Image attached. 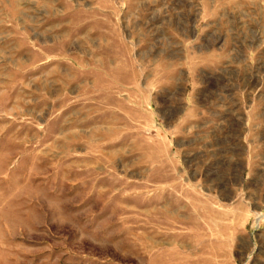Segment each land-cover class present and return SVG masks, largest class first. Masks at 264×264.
I'll return each instance as SVG.
<instances>
[{
    "label": "rangeland",
    "instance_id": "374dc122",
    "mask_svg": "<svg viewBox=\"0 0 264 264\" xmlns=\"http://www.w3.org/2000/svg\"><path fill=\"white\" fill-rule=\"evenodd\" d=\"M0 264H264V0H0Z\"/></svg>",
    "mask_w": 264,
    "mask_h": 264
}]
</instances>
